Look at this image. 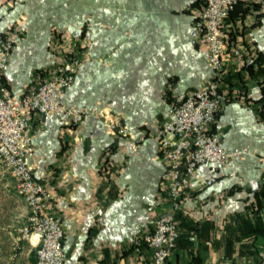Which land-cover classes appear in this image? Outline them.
Instances as JSON below:
<instances>
[{"label": "crops", "instance_id": "obj_1", "mask_svg": "<svg viewBox=\"0 0 264 264\" xmlns=\"http://www.w3.org/2000/svg\"><path fill=\"white\" fill-rule=\"evenodd\" d=\"M198 0H0V31L20 30L3 80L21 96L46 78L57 32L85 30L91 44L82 53L64 105L100 112L81 125L58 113L35 114L29 157L34 179L53 195L48 212L63 222L68 264H149L152 250L136 252L132 239L168 211L161 184L163 165L155 135L168 101L179 99L211 74L205 52L190 42ZM222 86L228 101L211 124L227 150L245 149L221 165L210 185L198 167L183 194L176 219L180 236L166 264H202L226 259L257 264L264 244V0H243L226 20ZM255 51L251 71L231 54ZM117 120L138 140L113 136L105 123ZM0 166V264H36L28 241L13 242L28 208ZM15 254V255H14Z\"/></svg>", "mask_w": 264, "mask_h": 264}, {"label": "built area", "instance_id": "obj_2", "mask_svg": "<svg viewBox=\"0 0 264 264\" xmlns=\"http://www.w3.org/2000/svg\"><path fill=\"white\" fill-rule=\"evenodd\" d=\"M241 1L199 0L192 11L190 42L205 52L211 74L182 98L168 101L155 135L158 158L164 167L161 184L166 191L169 208L153 220L151 229L144 230L131 241L136 252L142 247L152 250L149 264H166L176 247L180 235L176 215L197 168L209 171V178L204 183L210 185L215 182L221 165L246 152L241 148L227 150L221 143L220 134L210 129L228 101L222 86L223 58L227 51L225 25L229 12ZM19 36V28L10 23L0 31V166L13 177L15 189L28 208L13 246L18 251L23 241L30 242L35 249L36 264H68L62 246V219L47 210L53 195L34 179L29 163L33 152L32 121L35 114L51 113H58L62 122L71 125H81L93 115L101 117L100 112L62 103V95L74 81L82 53L91 44L84 30L73 37L57 32L51 46L53 64L46 70V78L25 94L15 96L4 83L3 74ZM231 54L244 68L254 66L258 57L257 52L244 51L239 46L232 48ZM262 84L264 86V79ZM165 90L172 91V82H168ZM105 126L113 136L127 139L131 148L137 147L138 140L132 138L129 129L117 120L108 121ZM259 158L264 179V150ZM258 254L257 264H264V244ZM89 264L104 263L95 260ZM202 264L247 263L220 259Z\"/></svg>", "mask_w": 264, "mask_h": 264}, {"label": "trees", "instance_id": "obj_3", "mask_svg": "<svg viewBox=\"0 0 264 264\" xmlns=\"http://www.w3.org/2000/svg\"><path fill=\"white\" fill-rule=\"evenodd\" d=\"M198 1H199V0H198ZM239 3H240V2H239ZM239 3H238V4H239ZM197 4H198V3H197ZM238 4H236V5L234 6V8L229 12L227 19H228V18L232 15V13L236 10ZM257 62H258V58H257L256 64H257ZM256 64H255L254 66H252V67L247 68V69L252 71V70L255 68ZM165 97H166L167 101H171V100L173 99V98H172V95H171V92H170V91H167V90H165ZM261 231H262L261 233L264 234V226H263V228L261 229ZM179 236H180V235H179Z\"/></svg>", "mask_w": 264, "mask_h": 264}, {"label": "rangeland", "instance_id": "obj_4", "mask_svg": "<svg viewBox=\"0 0 264 264\" xmlns=\"http://www.w3.org/2000/svg\"><path fill=\"white\" fill-rule=\"evenodd\" d=\"M84 32H85V30H84ZM62 34L65 35L64 33H62ZM85 36H86V35H85ZM1 169L4 170L3 168H1ZM5 172H6V171H5ZM5 177H8V180H7V181H8L9 184H11V180H12L13 177H12L9 173L6 174Z\"/></svg>", "mask_w": 264, "mask_h": 264}]
</instances>
